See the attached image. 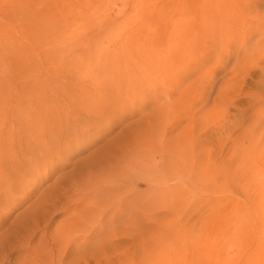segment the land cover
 <instances>
[{
    "label": "rangeland",
    "instance_id": "1",
    "mask_svg": "<svg viewBox=\"0 0 264 264\" xmlns=\"http://www.w3.org/2000/svg\"><path fill=\"white\" fill-rule=\"evenodd\" d=\"M98 74L103 76L96 84L83 85ZM126 78L134 84L125 86ZM115 81L124 89H140L122 93L121 106H110L96 121L99 126L70 136L65 132L68 144L50 146L53 154L60 149L54 172L37 164L13 202L3 205L0 253L2 260L9 257L2 264H264V0H0V132L4 121L6 130L15 121L17 102L69 101L59 88L79 83L81 109L76 103L63 114L85 115L94 103L99 110L93 89L104 87L107 97ZM28 105L42 108L43 103ZM33 113L27 110V116ZM87 135L92 140L83 144ZM43 158L51 162L50 156ZM125 170L137 176L132 178L140 181L147 202L154 194L159 201L158 206L134 205L146 224L140 234L129 217L110 225L120 197L99 196L109 190L105 181L117 183L118 172L123 177ZM89 176L91 192L83 185ZM77 181L81 196L98 195L104 206L111 196L114 204L101 219L104 228L95 230L109 232L106 243L93 239L82 253L77 249L87 239L84 233L79 243L66 234L71 245L60 234L74 226L72 221L88 220L92 208L102 205L97 200L78 204L79 213L73 206L68 215L61 208L52 215L50 206L40 225L35 212L26 213L41 193L56 199V188L69 190ZM166 185L173 186L171 195ZM124 187L122 195L129 192ZM85 225L88 232L99 227Z\"/></svg>",
    "mask_w": 264,
    "mask_h": 264
},
{
    "label": "bare ground",
    "instance_id": "2",
    "mask_svg": "<svg viewBox=\"0 0 264 264\" xmlns=\"http://www.w3.org/2000/svg\"><path fill=\"white\" fill-rule=\"evenodd\" d=\"M252 1V0H251ZM203 14V13H202ZM204 19V18H203ZM198 20V19H197ZM201 20V19H200ZM200 22V21H199ZM201 23V22H200ZM199 24V23H198ZM250 34V33H249ZM247 34V35H249ZM251 35V34H250ZM249 35V36H250ZM246 37V36H245ZM193 40H197L196 38L193 39ZM195 42V41H194ZM195 47V46H194ZM203 49V48H202ZM131 52V51H130ZM129 52V53H130ZM133 52V51H132ZM131 52V53H132ZM135 52V51H134ZM128 53V52H127ZM128 53V54H129ZM143 53V52H142ZM136 54V53H135ZM132 55V54H131ZM138 57V56H137ZM208 58V57H207ZM140 59V58H139ZM144 60V58H141ZM209 60V59H208ZM157 62V60H156ZM164 63V62H163ZM129 64V63H128ZM128 64H125V67H127L126 69H129L130 71V68ZM155 63H153L152 66H155L154 65ZM157 64H159V62H157ZM156 64V65H157ZM161 64V62H160ZM146 65V68L149 67L151 65V63L147 66ZM164 65V64H163ZM163 65H162V72L164 71L163 70ZM158 66V65H157ZM157 66H156V69H157ZM116 69H117V66H114ZM111 68V67H110ZM144 68V69H146ZM151 68V66L149 67V69ZM155 68V67H154ZM165 68L166 65H165ZM112 69V68H111ZM116 69H112V71L116 70ZM140 69V67H139ZM160 71L161 68H158ZM133 70H135V68H133ZM150 70H153V69H150ZM98 71V70H97ZM95 71V73L97 74L98 72ZM103 71V70H102ZM123 71V69H122ZM127 72L125 71V73L128 75V73H130L131 76H133V72L130 71V72ZM107 72V71H105ZM110 72V71H109ZM115 72V71H114ZM135 72V71H134ZM141 72V71H140ZM147 72H148V68H147ZM154 72V71H153ZM152 72V73H153ZM144 73V72H143ZM142 73V74H143ZM149 73V72H148ZM148 73L146 75H148ZM151 73V72H150ZM105 74V73H104ZM108 74V72L106 73V75ZM116 74V73H115ZM119 76L122 74L121 72L118 73ZM142 74L140 73V75L142 76ZM155 74V72H154ZM123 75V74H122ZM145 75V74H144ZM98 76H103L102 74H98L96 77L92 78L94 80V82H89V80H85L83 81V85H91V83H94L96 84L97 82L95 81V78L97 80V77ZM111 76V75H110ZM130 76V77H131ZM158 76V75H157ZM139 77V75H138ZM113 78H118V77H114ZM125 78V77H124ZM146 78V77H145ZM150 79V77H148ZM127 79V82H123L125 84V86L127 85H132L134 84L133 80H128ZM132 79V77L130 78ZM142 79V78H141ZM109 80V79H108ZM111 80V78H110ZM114 80V79H113ZM147 80V83H148V79L146 78ZM66 81V80H65ZM137 81V80H136ZM79 82V81H77ZM117 81H115V83H113L110 87L112 88V93L110 95H108L106 97V95L102 94V91H104V87H100L101 85H99L100 89L99 90H96V89H93V92H94V99L96 101V103H99V110H96V109H93V105L95 107H97V105L94 103L91 108H90V111L89 113L85 114V115H72L71 113L75 110H72V111H69L68 114H63V112H66L67 110H70V107L71 105H74L75 107V104L77 103L76 102V99H78L77 97L80 95V84H78V86L76 84H71V86H66V82L64 85H60L61 87L59 89H61L60 91L62 92V94L64 96L68 95V98L71 97V99L68 101L67 100H61L59 101V99H55L54 98H51V99H48V100H41L38 101V100H33L32 98L29 99V100H24L22 101V105L23 106H20V104L17 102L14 106H13V112H16L14 114V118L15 121L12 123L10 122V125L11 127L8 126L7 130L5 129L6 127L5 126V121L2 125V132H0V213L3 214L4 213V208L3 205L4 204H7L10 205L12 202H13V198L15 197V195L17 194V192L19 190V186H26L28 179L31 178V172L34 171L35 166L37 164H43V163H46L45 165V168H47L48 170L50 169V172L53 173L54 170L56 169V166L55 165H52L54 159H55V155H57V153L59 152V150H57V152L55 154H53L54 152V149H52L50 146L55 144L56 142H58L59 144L61 143V146L62 144L64 145L65 142L66 144H68V139L67 137H65V132H66V135L67 136H70V134L72 133H77L78 131H81V129H83L85 132L89 131V129L92 127V126H99V122H96L98 119H102L100 117H102V115H105L104 113L108 110V108L110 106L113 105V109L117 108V104L121 102V94L122 93H130V92H135L137 91L139 88L136 87V88H133V89H124L123 87V84L122 82L119 83L118 81V84H116ZM138 82V81H137ZM158 82V81H157ZM81 83V82H80ZM104 83V82H103ZM61 84V83H60ZM111 84V83H110ZM138 84V83H137ZM136 84V85H137ZM77 86L76 89H74L75 87ZM105 86V85H104ZM145 86V85H144ZM52 87V86H51ZM71 87V88H70ZM152 87V86H151ZM40 88V87H39ZM89 88V87H88ZM128 88V87H127ZM131 88V87H130ZM47 90V88H44ZM50 89V88H49ZM56 89V88H55ZM74 89V90H72ZM84 89V88H82ZM87 89V87H86ZM151 89V88H150ZM63 90V91H62ZM54 91V90H53ZM107 91V89H106ZM34 92V91H33ZM65 92V93H64ZM66 94V95H65ZM50 95V94H49ZM48 95V96H49ZM55 95V93L53 94ZM63 96V98H64ZM38 97V96H37ZM53 97V96H52ZM62 97V96H61ZM67 97V96H66ZM81 97V95H80ZM43 98V97H42ZM92 98V96L90 97ZM88 97V99H90ZM66 99V98H64ZM87 99L86 101V104L84 106L87 105L88 102L90 101ZM19 101V100H18ZM59 101V102H58ZM123 101V100H122ZM34 102H37V103H43V106L42 108H34L33 106L31 105H28L26 106L27 104H32ZM78 102H82L81 100L78 101ZM93 102V101H91ZM90 102V103H91ZM124 102V101H123ZM122 102V103H123ZM21 103V101H20ZM79 106L81 105V103H77ZM92 104V103H91ZM77 105V106H78ZM89 105V103H88ZM119 105V104H118ZM79 106L77 107V109L79 108ZM121 106V105H119ZM30 108H33L34 109V113L33 114H28L27 116V110L30 109ZM86 108H88L86 106ZM85 110H88L86 109ZM140 108V106H139ZM145 108V107H144ZM24 109H27L24 111ZM80 109H81V106H80ZM119 109V108H118ZM23 110V111H22ZM117 110V109H116ZM120 110V109H119ZM129 111V110H134V108H130V109H127L126 107H123V109L121 111ZM142 110V109H141ZM109 111V110H108ZM111 111V110H110ZM135 111V110H134ZM19 112V113H17ZM81 112V111H80ZM125 113V112H124ZM135 113V112H134ZM12 114V113H11ZM111 114V113H110ZM121 115V114H120ZM128 115V114H127ZM12 116V115H11ZM25 118V121H23V118ZM108 116V114L106 115ZM121 118L123 116H120ZM154 117V116H153ZM64 119L65 121V126L64 124L62 123L61 119ZM107 118V117H106ZM110 118V117H108ZM124 119V118H123ZM117 120V119H116ZM118 120H120L118 118ZM0 121H3V120H0ZM124 123V122H123ZM135 123V122H134ZM133 123V124H134ZM138 124V123H137ZM133 126V125H132ZM130 127V126H129ZM108 128V127H107ZM5 129V130H3ZM110 129V128H109ZM130 129V128H129ZM128 129V130H129ZM108 130L105 129V133L107 132ZM126 132V131H125ZM142 132V131H141ZM160 132V131H159ZM104 133V134H105ZM142 133H140L139 135H141ZM144 135V133L142 134ZM147 135V130H146V134ZM138 136V135H137ZM149 136V135H148ZM121 139V138H120ZM119 139V140H120ZM134 139H136V136L134 137ZM143 139V138H141ZM147 139V138H146ZM144 139V140H146ZM92 140V137L87 135V137L84 138L83 140V144H88V142H90ZM112 140V139H111ZM139 140V139H138ZM50 141V142H48ZM117 141V140H116ZM114 141V142H116ZM143 143V142H141ZM123 144V143H122ZM107 145V143H105L104 147ZM111 145V144H110ZM115 146V145H114ZM132 146V145H131ZM136 146V145H135ZM144 146V145H143ZM58 148H60V145H57ZM122 147V145H121ZM120 147V148H121ZM131 148V147H130ZM148 148V147H147ZM146 148V149H147ZM124 149V148H122ZM125 150V149H124ZM98 151V150H97ZM116 151V150H115ZM119 151V150H118ZM123 151V150H121ZM120 151V152H121ZM3 152V154L1 153ZM47 153V154H43V153ZM101 152V151H100ZM156 152V151H155ZM93 154V153H92ZM113 154V153H112ZM43 155H47V156H50V161L51 162H47V160L45 158H43ZM94 155V154H93ZM97 154H95L94 156H96ZM107 155V154H106ZM106 155H104L106 157ZM109 155V154H108ZM114 155V154H113ZM151 155V154H150ZM66 157V156H65ZM89 157V156H88ZM113 157V156H111ZM132 159V158H131ZM46 160V161H45ZM98 160V159H97ZM96 160V161H97ZM110 160V159H109ZM84 161V160H83ZM95 161V162H96ZM103 161V160H102ZM121 161V159H120ZM94 162V163H95ZM101 162V161H100ZM109 162V161H108ZM81 162L78 161V162H75L74 165H79ZM93 163V165H94ZM105 163V162H104ZM119 163V162H118ZM121 163V162H120ZM119 163V164H120ZM123 163V161H122ZM121 163V165H122ZM32 166H29L31 165ZM51 164V165H50ZM108 164V163H107ZM98 165V164H97ZM96 165V166H97ZM153 165H157L156 163H153ZM87 166V165H86ZM94 166V168L96 167ZM128 166V164H127ZM168 166V165H166ZM170 166V165H169ZM112 167V166H111ZM152 167V166H151ZM75 168V167H74ZM93 168V167H91ZM108 168V167H107ZM121 168V166L119 167ZM127 168V167H126ZM155 169V166L153 167ZM104 169V168H102ZM106 169V168H105ZM125 169V168H123ZM75 170V169H74ZM80 170V169H79ZM90 170V169H89ZM107 170V169H106ZM155 170H159V169H155ZM93 171V170H92ZM111 171V170H110ZM121 171V170H119ZM124 171V170H123ZM122 171V172H123ZM128 171V170H127ZM29 172V173H27ZM79 172V171H78ZM91 172V171H90ZM107 172V171H106ZM126 172V170H125ZM123 175H126V176H123L120 175L119 176V172H118V177L120 178V180H117V183H106L105 181V186L109 189V190H104V192L102 194H100L99 196H104L103 198L101 199H104L106 195H114L113 199L116 198V194L118 197V199H115L116 202L118 203L119 206H117L118 210H112V214H111V224H122L124 221H125V218L129 217L131 220V224H136L134 226H136V229H137V232L142 233V228L144 229L146 224L145 222H143V216L141 214H139L138 212H142L141 210H136L134 208V205H139V206H144L146 204H157L158 206V203L159 201L157 200V197L155 196L156 194H154V196H151V200H150V203H149V200L148 202L146 201L145 199V196H146V191L142 190V188L139 187V183L140 181H136L137 179V176L136 175H131L132 177H136V178H132L130 177L126 172V174ZM160 172V170H159ZM92 173V172H91ZM96 173V172H95ZM110 173V172H109ZM48 174H50L48 172ZM102 175V172L100 173ZM93 175V174H92ZM97 175V173H96ZM105 175V173H104ZM108 175V173H106V176ZM46 176H48L46 174ZM45 176V177H46ZM111 176V175H110ZM99 177L101 178V176L99 175ZM98 177V179H99ZM36 178H38V176H36ZM105 177H103V180H104ZM145 178V177H144ZM147 178V177H146ZM145 178V179H146ZM38 180H43V178H38ZM102 180V181H103ZM112 180V179H111ZM99 182L101 180H98ZM110 181V180H109ZM114 182H116V180H113ZM118 181H120V183H118ZM33 182V180H32ZM57 182H60V181H57ZM150 182V181H149ZM95 183V182H94ZM79 184H80V181H77V185L76 186H73L69 188V190H65V191H57L58 189L56 188L55 189V196H56V199H52V200H47V196L48 194L44 193V194H40L39 197L36 199V201L33 203V204H30L28 207V211H26V213H29L30 211H33L34 215H36L35 219L37 221V224H39L40 221H42L43 219L46 218V216L48 215L49 213V210H50V206L54 207L55 208V211L52 212V215L55 214V212H57L59 210V208L63 209L65 211V214H70L71 211H72V207H76L75 209L77 210V208L81 207L82 206H78L83 204V203H87V202H91L92 204H94L93 202L95 200H97L96 202V205L98 204H102V202L98 203V200L100 199L99 196L97 195V199L96 198H92V196L94 197V195H92L90 198V194L88 196V194H86L85 196H81V193H82V186L81 188H79ZM92 184H93V180H92V177L89 176V177H84V181H83V185L84 187L86 188L87 191H90L93 190L91 187H92ZM114 184H117V185H114ZM94 185V184H93ZM102 185V182L101 184ZM129 186V192H128V188H127V192L124 193V195L120 194L121 190L123 191L124 190V186ZM104 186V184L101 186V188ZM105 186L103 188H105ZM117 186V187H116ZM167 186V187H166ZM165 188L167 189L166 191V194L170 193L172 190H173V186L171 185H166ZM54 187V185L50 186V187H47L46 190L48 191L49 189H52ZM83 187V188H84ZM131 187V188H130ZM72 188V189H71ZM96 188V187H95ZM94 188V189H95ZM98 188V187H97ZM27 189V187H26ZM100 189V188H98ZM97 189V190H98ZM157 190L156 188H153L151 189L152 191L151 192H155V190ZM170 189V190H169ZM131 190V191H130ZM85 191V190H84ZM85 192V193H89V192ZM150 191V190H149ZM158 191V190H157ZM161 191V190H160ZM150 192V194H152ZM94 193V192H93ZM108 193V194H107ZM119 193V194H118ZM148 193V192H147ZM84 194V193H83ZM95 194V193H94ZM99 194V192L97 193ZM162 194V193H161ZM166 194L164 195V198L166 197ZM111 195V196H112ZM158 195V194H157ZM160 195V194H159ZM171 195V193H170ZM3 196V201H1V198ZM110 196V202L107 203L106 206L105 205V202L104 200L106 201L108 199L109 201V198L107 199H104L103 200V204L101 206L98 205V210H95L92 208V216L91 217H87L89 218L88 220H84V221H78L76 222L77 224L75 225V222L72 221V219H76V216L74 217V215H72V217L70 216L69 219L72 221L71 223H74V226L71 227L69 226V230H67V227H66V231L65 232H61L62 234H60V236L62 235V240L61 241H64V242H68L67 240H65V236L66 234L68 235L66 239H69L71 241H76L77 240H81L82 237L79 235V233H84V236L87 238L86 240L84 239L85 242H83L77 249V251L79 253H82V248H84L86 245H94V243L96 242V240H98L99 242H103V243H106V238L109 236V232H102L100 233L101 231H99V233L97 234L95 230H99V229H103L104 228V225H105V222H102V218L107 215V213H110L109 211V208L112 207V205L114 206V204L111 205L112 203V197ZM169 196V195H168ZM107 197V196H106ZM173 197V196H172ZM88 199H90L89 201H87ZM93 199V200H92ZM99 200V201H102V200ZM167 199V198H166ZM114 200V201H115ZM42 201H44V203H42ZM89 202V205H91ZM158 202V203H157ZM135 203V204H134ZM130 206H129V205ZM37 206L40 207V209L38 211H36L35 209L37 208ZM41 207H43V211L41 212ZM96 207V206H95ZM94 207V208H95ZM11 208H14V206H11ZM138 208V207H137ZM156 208H159V207H156ZM60 209V210H61ZM83 209H85V207H83ZM114 209V208H113ZM116 209V208H115ZM139 209V208H138ZM62 211V210H61ZM78 213L81 211V209L77 210ZM73 212V211H72ZM86 212V211H85ZM90 212V211H89ZM25 213V212H24ZM22 213V214H24ZM32 213V214H33ZM31 214V213H30ZM72 214V213H71ZM46 215V216H45ZM66 215V216H67ZM76 215V214H75ZM79 215V214H78ZM136 215V217L134 216ZM81 218V217H80ZM67 219V217H66ZM74 219V220H75ZM18 222V221H17ZM70 222V221H69ZM14 223V222H13ZM23 223V222H22ZM98 224V228L94 229V230H91L90 232H88L85 228V224H91V226H94V224ZM1 224V222H0ZM40 225V224H39ZM39 225L34 228V232H36L39 228ZM36 225H34L33 227H35ZM72 230H71V228ZM13 228V227H12ZM19 229V228H18ZM106 230V229H105ZM70 231V234H68V232ZM128 233H126V236H129L127 235ZM70 237V238H69ZM95 242H94V240ZM24 240V239H23ZM63 243V242H62ZM69 243V242H68ZM72 243V242H71ZM79 243V242H77ZM97 243V242H96ZM70 244V243H69ZM69 244H67V246H70ZM66 246V248H67ZM64 247V246H63ZM98 247V246H97ZM60 248V247H59ZM28 250V249H27ZM64 249H61L60 251H63ZM93 251V250H92ZM53 252V251H52ZM49 253V252H48ZM59 253V252H58ZM61 253V252H60ZM63 253V252H62ZM61 253V254H62ZM68 253V252H67ZM78 253V254H79ZM41 255V254H40ZM59 255V254H58ZM42 256V255H41ZM60 256V255H59ZM58 256V258H59ZM71 256V255H70ZM77 256H83L84 257V254L83 255H77ZM89 256V255H88ZM9 256L8 255H4L3 257V260L5 258H8ZM47 257V256H46ZM66 257V256H64ZM41 258V257H40ZM57 258V259H58ZM69 259V257H67ZM74 258H72L73 260ZM98 259V258H97ZM3 260H2V256H1V253H0V264L3 263ZM53 260V259H52ZM75 260V259H74ZM51 261V259H50ZM71 261V259H70ZM99 261V260H98ZM50 263V262H49ZM53 263V262H52ZM76 263V262H74Z\"/></svg>",
    "mask_w": 264,
    "mask_h": 264
}]
</instances>
